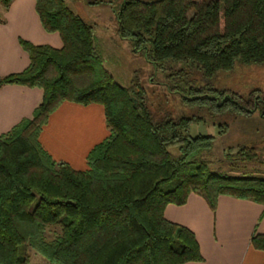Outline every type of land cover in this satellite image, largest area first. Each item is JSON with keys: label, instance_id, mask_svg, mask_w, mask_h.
<instances>
[{"label": "trees", "instance_id": "1", "mask_svg": "<svg viewBox=\"0 0 264 264\" xmlns=\"http://www.w3.org/2000/svg\"><path fill=\"white\" fill-rule=\"evenodd\" d=\"M12 1L0 0V6L7 9ZM35 11L62 46L20 39L28 66L0 78V87L43 93L30 118L0 135V264H27L26 246L50 264L202 261L194 233L163 214L190 194L203 198L211 211L219 196L256 202L264 224V177L213 170L214 137L190 135L199 118L155 121L141 85L133 80L124 87L113 79L95 46L93 26L64 0H35ZM116 20L119 38L130 41L156 71L190 63L210 79L236 62L264 64V0H122ZM167 77L170 92L186 98L203 90L187 100L207 97V85L194 89L185 71ZM64 102L103 107L109 134L88 152L85 170L53 160L39 141ZM238 157L256 159L242 151ZM48 227L59 232L45 241ZM250 241L264 252V232Z\"/></svg>", "mask_w": 264, "mask_h": 264}, {"label": "crops", "instance_id": "2", "mask_svg": "<svg viewBox=\"0 0 264 264\" xmlns=\"http://www.w3.org/2000/svg\"><path fill=\"white\" fill-rule=\"evenodd\" d=\"M69 9L93 26L94 43L103 58L105 49L122 40L116 12L122 0H64ZM0 78L24 70L29 64L19 40L60 48L58 33L47 32L35 11V0H13L0 9ZM119 38V39H118ZM42 90L20 85L0 87V135L30 118L42 98ZM109 134L99 104L62 103L43 127L39 141L55 161L75 170L87 168L91 148ZM262 205L219 196L215 211L203 198L190 194L183 205L169 204L164 217L191 230L199 244L202 261L184 264H263L264 252L251 245V237L264 232Z\"/></svg>", "mask_w": 264, "mask_h": 264}, {"label": "rangeland", "instance_id": "3", "mask_svg": "<svg viewBox=\"0 0 264 264\" xmlns=\"http://www.w3.org/2000/svg\"><path fill=\"white\" fill-rule=\"evenodd\" d=\"M105 51L104 68L121 86L126 87L133 80L141 85L146 105L155 121L180 117L200 119L192 123L190 135L214 137L213 170L236 176L264 177V164L261 163L264 161V116L261 113L264 111V64L236 62L232 70L217 72L206 79L202 70L190 63H171L170 70L156 71L153 64L143 54L136 52L128 40L111 42ZM179 70L187 73L194 89L207 85L204 100H187L201 96L203 90L188 93L184 95L186 98L180 93L170 92L171 80L167 74ZM209 87L214 91L207 90ZM239 106L252 112L242 113ZM241 151L255 155L256 159L242 160L238 157ZM58 232L57 227H48L43 235L44 240L50 241ZM24 251L28 257L27 264H50L31 247L26 246Z\"/></svg>", "mask_w": 264, "mask_h": 264}]
</instances>
